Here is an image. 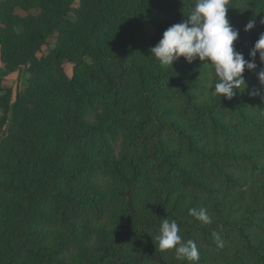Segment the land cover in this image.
<instances>
[{
    "label": "trees",
    "instance_id": "trees-1",
    "mask_svg": "<svg viewBox=\"0 0 264 264\" xmlns=\"http://www.w3.org/2000/svg\"><path fill=\"white\" fill-rule=\"evenodd\" d=\"M11 1L2 0L0 11L10 8ZM37 1L30 0L32 3ZM140 3L141 15L133 13V21L148 20L155 28L152 34L139 32L138 37H132L123 45V47L131 45L124 52L120 49L119 53L109 55L85 56L83 53L84 56L77 61V71L71 77H65L63 74L59 78L64 90L80 102L81 107L76 117L80 119L85 115L88 112L87 106L93 109L100 104V108L105 110L100 116L103 127L98 129L99 134L106 133L108 138L109 134L112 137L122 135L120 147L125 149L126 153H130V156L135 154L137 156L136 159L129 160L128 169L115 165L112 169L106 167L103 171L123 187L120 191H115L116 202L106 195L103 186L97 184L86 195L55 193L53 198L59 207L50 213H40L41 223L44 224V229L47 228L45 232L59 231L71 223L70 231L73 233L61 237L53 248H44L38 253L25 248L31 229L25 232L18 231L16 233L18 244L15 250L33 254L36 264H189L173 257L171 253L174 250L160 251L157 246L155 248L146 246L159 234L161 222L168 219L177 222L181 236H187L199 245V251L205 255L204 259L210 260L208 264H264V226L259 220L253 223V215L260 208L256 204L260 202L250 204L253 201L252 197L255 196L254 189L257 183L240 177L238 172H234L228 166L229 163H226L224 168H221L223 163L221 165L219 163V160L228 158L232 160L239 158L238 162L244 163L247 162V155L235 153L237 149L234 152H231V148L220 149L223 144H214L208 149L207 143L203 141L208 134L225 141V136L238 135L237 130H242L249 141L247 149L264 153V102L261 101L260 95L251 94L262 89L257 79V73L262 67L259 57L257 55L255 58L257 68L252 71L245 70L243 73L247 85L245 89L243 87L233 89L235 94L231 99L212 96L208 84L214 81L215 77L209 74L210 70L199 60L198 70L193 69L196 65L194 61L187 63L183 57L175 61L169 69H164L153 57L142 59L140 54L135 55L136 51L141 52V48L153 47L158 42L156 35L161 37L169 26L180 23L184 16H187L194 0H140ZM228 7V19L232 26L239 30V37L233 47L248 59L249 50L260 33L264 32V24L261 23L264 20V0H229ZM157 11H160L162 16L155 15ZM145 12H148V16H143ZM251 19H255V27L245 32L244 25ZM24 36L26 35H23L20 41L25 42ZM10 44V37L2 41L3 46ZM133 51L134 55L127 54ZM50 52L53 54L52 62L59 72L65 56L64 50L53 48ZM124 55L126 57L123 58ZM87 58H91V64L87 62ZM36 60L33 57L30 62L36 65ZM202 96H205L204 101L201 99ZM168 98L171 100L164 103ZM17 111L18 102L14 101L11 105L12 117L6 128L13 124ZM23 112L28 113L25 108ZM120 118L133 119V123L124 126L118 122ZM4 130L1 132L0 143L6 134ZM145 130L147 133L139 136L138 140L142 144L150 142V147H146L145 153H142L143 161L139 162L138 153H131L133 148L126 140L131 132L139 133ZM169 136L183 145L186 152L182 153L173 145ZM70 139V136L64 138L66 147L69 146ZM47 153L39 152L34 157L20 153L17 160L22 165L32 163L37 167V171H43L48 167L46 161L50 160ZM263 153L256 155V158L262 159ZM238 162L236 169L242 170L241 175L264 174V168L257 166L261 165L260 163L256 165L248 162L244 168ZM194 163L200 166L196 167ZM86 166L79 167L73 172L72 179L81 176L79 180L84 178L89 180L98 175V168ZM149 172L160 174L157 179L181 191H196L210 196L220 191L235 192L240 199L247 201L243 205L244 214H247L244 219L247 221L234 223L226 215L203 226L194 225L193 222L183 223L176 219L171 211L164 212L162 206L157 204L155 213L147 215L146 220L140 225L141 204L148 194L145 183L149 181L147 179ZM22 178H25L24 175ZM24 181L25 183L15 184V187H4L6 195L15 200V205L23 203L21 212L26 216L21 213L20 217L30 216L34 209L32 205L35 192L29 189L28 180ZM68 191L67 189L65 192ZM142 193L145 196L143 201H139L137 196ZM115 207L118 208L115 210L120 209L122 214L118 217L121 220L120 224L114 221L112 215L115 213ZM85 219L100 224L105 230L111 226L115 227L113 224L118 225L119 233L114 238L118 237L120 240L115 244H108L104 243L103 239L104 242H99L100 245H89L91 236L88 232L80 233L73 230L80 231ZM73 222L77 224L74 225ZM251 226L261 230L262 237L259 238L262 246L257 243L259 233L253 231ZM81 243H84L83 248L88 245L94 253L81 255L78 247ZM62 248L72 250L68 253L70 255L58 257L57 252L63 251ZM75 255H79L80 258L77 259L79 262L73 263L70 259ZM65 256L68 257L63 258ZM213 258H221L223 261L220 263L212 261Z\"/></svg>",
    "mask_w": 264,
    "mask_h": 264
},
{
    "label": "rangeland",
    "instance_id": "rangeland-1",
    "mask_svg": "<svg viewBox=\"0 0 264 264\" xmlns=\"http://www.w3.org/2000/svg\"><path fill=\"white\" fill-rule=\"evenodd\" d=\"M141 12L140 0H38L36 3L30 0H12L10 8L6 11L1 9L0 136L4 129L6 134L0 143V149H2L0 151V264H36L33 254L29 255L23 250H15L18 244L16 235L18 231L25 232L31 229L25 248L38 253L44 248H53L61 237L73 233L70 231L72 230L71 223L59 231L45 232L47 228L44 229V224L41 223L40 213H50L59 207L53 198L55 193L86 195L97 184L103 186L106 195L113 198L114 203L116 202L115 191H120L123 187L116 179L108 177L103 171L106 167L112 169L115 165L128 169L129 160L136 159L137 156L136 154L130 156V153H126V150L120 147L122 135L112 137L109 134L108 138L106 133L99 134L98 129L103 127L100 116L105 110V108H100V104L99 107L93 109L87 106L88 112L80 119L77 118L81 107L80 102L64 90L59 78L63 74L65 77H71L77 71V61L84 56L83 53L85 56L109 55L119 53L120 49L124 52L131 45L125 47L123 45L128 43L132 37H138L139 32L152 34L155 28L148 20L133 21V13L140 16ZM155 15L162 16V13L157 11ZM143 16H148V12L143 13ZM23 35H26L24 36L25 42L20 41ZM8 37L11 38V44L3 46L2 41H6ZM156 38L159 41L161 37L156 35ZM53 48L64 50L65 56L59 72L52 62L53 54L50 51ZM140 50V53L136 51V56L140 54L142 59L152 57L150 48ZM127 54L134 55V51ZM33 57L38 60L39 64L37 60L36 65L30 62ZM87 62L91 64V58H87ZM194 62L196 65L193 69L198 70V59ZM162 68L169 69L170 66ZM203 98L205 96L201 98L204 101ZM170 100L171 98H168L164 103ZM14 101L18 102L19 111L14 114L13 124L6 128L12 117L11 105ZM24 108L28 113L23 112ZM109 113L112 114V111ZM118 122L127 126L133 123V119L120 118ZM131 133L126 143L133 148L131 153H138L139 162H142V153H145L147 146L150 147V142L142 144L138 137L147 133V130ZM237 133L238 135L225 136V141L208 134L203 141L207 143L208 149L214 144H223L224 146L220 149L231 148V152L237 149L235 153L247 155V162L244 163L238 162L239 158L237 160L222 159L219 163L220 165L223 163L221 168L229 163L228 166L234 172H238L240 177L257 183L254 189L255 196L252 197L253 201L250 204L255 205L260 202L256 204L260 208L253 215V223L259 220L264 226V174L258 173L254 176L244 173L241 175L242 170L237 171L236 169L237 162L244 168L248 162L256 163V165L260 163L261 165L257 166L264 168V157L256 158V155L263 152L247 149L249 141L245 133L242 130H237ZM66 136L71 137L68 147L64 142ZM169 138L182 153L186 152L184 146L178 144L174 137L169 136ZM39 152L42 154L48 152L47 156L50 158L46 161L48 167L43 171H37V167L32 163L22 165L17 160L20 153L34 157ZM237 154L234 155L238 156ZM194 165L200 166L197 163ZM82 166L98 168V175L89 180L87 178L79 180L81 176L72 179V173ZM22 175L25 178L21 179ZM159 176L160 174L149 172L147 178L149 181L145 183L148 191L147 197L143 201L144 193L137 196L139 201H143L139 215L140 225L146 220L147 215L155 213L157 204L162 206L164 212L171 211L176 219L183 223L193 222L194 225H205L188 214L190 208L201 207L207 209L212 222L226 215L234 223L247 221L244 219L247 214H244L243 210V205L247 201L240 199L237 193L220 191L210 196L196 191H181L156 178ZM258 178L260 180L257 181ZM25 179L28 180L29 189L35 192L32 205L34 209L30 216L20 217L23 203L15 205V200L4 192V187H15L17 183H25ZM67 189L69 191L65 192ZM115 209L118 208L115 207ZM112 215L114 221L120 224L121 220L118 218L122 215L120 209L115 210ZM86 220L82 223L80 231L73 230L80 233L88 232L91 236L89 245H100L99 242H104L103 239H105L104 243L108 244H115L120 240L118 237L114 238L119 233L118 225L113 224L115 227L111 226L105 230L100 224ZM74 222L73 224L76 225L77 223ZM250 228L259 233L257 243L262 246L263 243L259 238L262 237L261 230L252 226ZM182 237L185 241L189 240L187 236ZM152 240L146 245L148 248H155L156 239ZM82 244L84 243L78 246L82 252L81 255L87 256V254L94 253L88 245L83 248L85 246ZM197 247L200 249L199 245ZM71 251L66 248L63 251L59 250L57 256L70 255L68 253ZM199 253L198 264L210 263V260L204 259V253L200 251ZM171 254L175 257L174 251ZM79 258V255H75L70 260L75 263L79 262L77 260ZM212 261L220 263L223 260L213 258Z\"/></svg>",
    "mask_w": 264,
    "mask_h": 264
},
{
    "label": "clouds",
    "instance_id": "clouds-1",
    "mask_svg": "<svg viewBox=\"0 0 264 264\" xmlns=\"http://www.w3.org/2000/svg\"><path fill=\"white\" fill-rule=\"evenodd\" d=\"M229 0H194L187 16L180 23L173 24L163 31L159 41L150 48V55L159 61L162 67L173 65L181 57L191 63L199 60L210 70L215 80L208 84L212 96L231 99L233 89L247 87L243 73L257 68L255 58L259 57L262 67L257 79L262 86L258 93L264 102V32L249 50L248 59L243 53L234 50V42L239 37L228 19ZM264 24V20L261 21ZM255 19L244 25V31L255 27ZM188 214L202 224H210L212 218L205 208H190ZM160 251L174 250L177 260L198 264L200 253L196 243L185 241L175 220L164 219L155 237ZM222 246V245H221Z\"/></svg>",
    "mask_w": 264,
    "mask_h": 264
}]
</instances>
